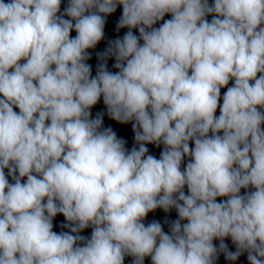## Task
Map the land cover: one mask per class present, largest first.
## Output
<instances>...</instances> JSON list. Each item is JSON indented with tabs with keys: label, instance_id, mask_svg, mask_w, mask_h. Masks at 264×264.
Wrapping results in <instances>:
<instances>
[{
	"label": "clouds",
	"instance_id": "clouds-1",
	"mask_svg": "<svg viewBox=\"0 0 264 264\" xmlns=\"http://www.w3.org/2000/svg\"><path fill=\"white\" fill-rule=\"evenodd\" d=\"M126 261L264 264V0H0V264Z\"/></svg>",
	"mask_w": 264,
	"mask_h": 264
}]
</instances>
